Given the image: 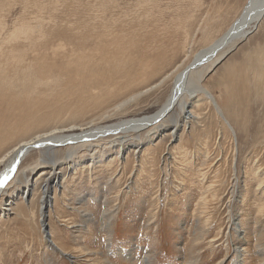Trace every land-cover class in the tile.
I'll return each instance as SVG.
<instances>
[{
  "label": "rangeland",
  "instance_id": "1",
  "mask_svg": "<svg viewBox=\"0 0 264 264\" xmlns=\"http://www.w3.org/2000/svg\"><path fill=\"white\" fill-rule=\"evenodd\" d=\"M246 1L0 0L2 75L7 84L4 97L8 100H0L2 120L13 119L22 113L25 115L26 111H36L39 117L46 119L47 113L35 110L31 103L33 100L51 102L49 99L57 95L59 89L49 83L60 85L61 79L89 77L92 86L97 84L95 76L112 65L104 64L106 52L99 53L96 49L100 32L108 35L103 38L105 48L109 47L111 40L119 43L115 50H122L116 53L122 55L120 61L126 69L134 59L145 60L153 66L143 75L138 74L139 82L133 88L138 89L153 85L166 72L182 70L198 51L230 27ZM109 34L115 38L111 39ZM54 42L57 45L63 43V47L60 49L62 53L59 50L52 56ZM83 47L85 49L81 50ZM14 48L18 50L12 52ZM226 51L227 54L221 55V60L218 59L206 73L201 86L213 96L231 129L209 103L203 102L197 109L198 119L190 128L180 130L173 142L169 136H164L156 146H147L138 156L142 163L136 162L135 156L127 152L124 160L118 159L114 163L111 172L95 169L93 174L98 179H92L90 183L85 176L75 179L74 183L73 178L62 177L59 182L64 180L65 184L71 185L72 191L74 189L73 195L69 192L70 196L67 194L62 199L64 203L73 206L70 198L81 199L78 202L82 204L75 201V207L88 211L90 215L89 221L59 202L46 212V222L54 226V241L71 257H60L42 249L39 244L43 239L37 233V223L26 231L10 215L7 219H0V231L3 232L0 233V264H143L145 256L150 264H214L224 256V264H231L237 257L230 244L242 243L230 225L235 214L242 221L243 246L247 250L240 255L245 258L243 264H264V17L245 39ZM52 62L59 69H55ZM66 62L70 64L65 65ZM87 62L93 65L89 67ZM72 64L77 65L78 70H73ZM41 66H44L43 70ZM129 71L134 73L137 70L129 68ZM55 77L59 80L56 81ZM172 77L126 103L127 106L100 124L157 111L170 92ZM62 100L67 102V98ZM113 100H106L105 104L111 105ZM18 101L19 108L14 105H18ZM26 119L27 126L17 129H39L37 124L44 122V119ZM48 120L44 125H52ZM7 125H10L9 120ZM169 125L168 121L164 124ZM27 138L28 134L22 137ZM38 158L39 153L34 150L22 161L14 179L5 188L8 194L20 186L17 181L23 177L29 176L32 180L39 176L42 166H36L32 175L26 170ZM52 161L63 163L56 156ZM121 168L118 182L115 181L117 178H112L108 182L110 187L105 188L110 173L117 169V174ZM132 169L136 171L135 176L132 181L127 180ZM256 174L260 176L261 188L255 183ZM201 196L207 201L206 207L200 208ZM59 198L56 201H61ZM18 199L19 196L15 198L16 202ZM259 205L262 216L258 213ZM55 213L60 216V223L54 218ZM36 216L39 215L36 213ZM203 219L208 220V224L203 226Z\"/></svg>",
  "mask_w": 264,
  "mask_h": 264
},
{
  "label": "bare ground",
  "instance_id": "2",
  "mask_svg": "<svg viewBox=\"0 0 264 264\" xmlns=\"http://www.w3.org/2000/svg\"><path fill=\"white\" fill-rule=\"evenodd\" d=\"M263 17H264V0H247L244 7H243L242 12L233 21V23L230 25V27L226 31H224L220 36H218L216 39H214L208 46H206L205 48L198 51L193 56L191 61L182 70H180V71L178 70L177 73H176L177 69H173L169 72H166L165 74L161 75L160 78L158 77L159 79L158 80L156 79L157 82L154 83L153 85H148V86L144 85L138 89H133V88L137 87L136 84L139 82L137 76L143 75V72L145 70H148V69L152 68L153 66L150 65V63L144 62L145 60L142 62L141 61L142 59L140 61H137L134 59V61H131L130 63H128V68L126 69L124 67V65H122V61H120L121 60L120 58L122 57V55L116 53V51L122 52V50H118V49L115 50V47L117 45L119 46V43H117L116 40H113L114 42L111 40L108 43L109 47L105 48L106 43H104L103 38H105L108 35H104V33H101V32L98 33L99 35H97V38H96L97 39L96 40L97 41L96 49L99 53H103L105 51L106 55H103L104 59L102 62H104V64L105 63H112V65L109 69H105L104 72L95 76V78H96L95 80H96L97 84H93L94 86H92L91 85V78H89V77H83L79 80L78 79L77 80L76 79L71 80L73 77L70 79H67V80L66 79L65 80H62V79L59 80L58 78L55 77L57 79L56 81L59 80L61 83H59L60 85H58V84L55 85L53 82L51 84L49 83V85H51V87L59 89V93L58 94L56 93L57 95H55L52 99H49L51 102H48V100L43 99L44 101L33 100V102L31 103L32 107H34L35 110H42V111H45L47 113V116H45L46 119L39 117L35 113L36 111H33V112H27L26 111L25 115H23V113H22L21 115L18 114V116L17 117L15 116L13 119H8L10 121V125H7L8 120L3 121L2 120L3 116L0 115L1 116L0 128H2V129H0V170L2 169L0 171V199L2 201V204L0 206V219L1 218L7 219L10 215H12V219H14V222L16 224L19 223V224L23 225V227L26 231L28 229H30L31 226L36 222L37 223V226H36L37 233H39L41 235V238L43 239L41 241V243L39 242L40 243L39 245L41 246V248L45 249V250H49L51 253L57 254L60 257H63V256L66 257V255L71 257L69 254H67L66 251H64V249L61 246L58 245V243H56L54 241V239H53L54 238L53 237L54 226L52 227L49 225V222H46L47 221L46 220V212H50L51 206H52V208H54L56 206V203L59 202V203L65 205L66 207H69V209L72 213H74V212L79 213L82 216V218L85 217L86 219H89L90 215H89L88 211L75 207L74 202L77 201V204H82V203L78 202L81 199L70 198L69 201L73 200V202H72L73 206H71V204H68V206H67V204L64 203L65 201H63L62 199L65 198L69 192H71V194H72V192H74V189L72 191L71 185L65 184V181L63 180L64 178L62 179L63 180L62 182H59V180L62 177L73 178L72 183H74L75 179L80 180L81 178H83V176H85L86 178H88V180H87L88 183H90V181L92 179L93 180L98 179V177H95L93 174V173H96V172H94L95 169H98V170L103 169V171H106L108 173L112 169L114 163L118 159L124 160V158H126V157H124V155L127 152L129 154L131 153L135 156L136 162L141 161L139 163H142V160H140V157H138V156L140 153H142L144 151V149H147V146H152V145H153V147L156 146V144L159 143L160 140L164 136H169L171 142H173L176 140V136L180 130L184 131V130L190 128V125L198 119L199 114L197 113V109H198V107H200L202 105L203 102L209 103L208 105H211L213 107V109L216 111L218 117L222 120V122L227 127L230 128V124L225 119L222 110L219 108L215 99L207 91V89H205L204 87L201 86V81H202L203 77L206 75V73L209 71V69L211 67H213L212 65L218 59L221 58L220 56L221 55L224 56L228 52V51H226L227 48H229V47H231V45L233 46L237 42H240L243 39H245L252 32V30L255 28V26L263 19ZM246 34H248V35L244 37V35H246ZM87 36H85V38H87ZM109 36L111 37V39L115 38L114 35L109 34ZM37 38L39 39V37H37ZM37 38H36V40H37ZM42 38H40V41ZM94 38H92V39H94ZM37 42H38V40H37ZM61 42L58 45H57V42H54V43H56V46L53 49H51V53H53L52 56H55L54 54L57 51L58 52L61 51V53H62V50H60V49H62L63 43H61ZM92 46H93V44L91 45V47ZM102 46H104V47H102ZM28 47H29V45H28ZM65 49L66 48H64L63 51ZM84 49L85 48L83 47V49H81V50H84ZM8 50H10V49H8ZM14 50L17 51L18 48H17V50L15 48L12 49V52ZM70 50H71V48H70ZM31 52H34V51H29V53H31ZM66 52H64V53L66 54ZM2 53H3V48L0 49V66H1V68H0V100H6L8 102V100L5 99V97H4V92L7 91L5 85H7V84H5L6 82H4L3 75H2V72L4 69V67L2 66L3 65ZM9 53L10 52H8V54ZM43 53H45V50L43 51ZM79 53H81V52H79ZM82 53H84V51H82ZM69 54L72 56L71 53H69ZM88 54L91 55L90 53H88ZM114 54H117V55H114ZM41 55H40V57H41ZM44 55H42V56H44ZM78 55H77V57H78ZM215 55H216V58L213 59V57ZM23 56H24V54H23ZM38 56H39V52H38V55L36 57H38ZM65 56L67 57V55H65ZM71 56H69V57H71ZM79 57H80V55H79ZM82 57H81V59H83ZM86 57H87V55H86ZM124 57L126 58V56H124ZM84 58H85V56H84ZM5 59H7V57H5ZM42 59H43V57H42ZM47 59H49L48 56H47ZM63 59L65 60V57ZM9 60H8V62H9ZM12 60H14V59L12 58ZM54 60H56V59H54ZM59 60H61V59H59ZM71 60H73V59H71ZM49 61H48V64H49ZM89 62H91L90 58H89ZM9 63H11V62H9ZM13 63H14V61H13ZM13 63H11V64H13ZM62 63H64V62H62ZM77 63L80 64L79 62H76V64ZM81 63H83V62H81ZM69 64H70V62L65 63V65H69ZM88 64H86V65H88ZM94 64H95V61H94ZM51 65L53 66L54 63ZM90 65H93V64H89L88 66L91 67ZM52 66H50V67H52ZM72 66H73V64L71 65V67ZM77 67H78L77 65H74L72 68H73V70H75V68L77 69ZM42 68H44V66H41V69ZM45 68H47V66ZM56 68L59 69V67L55 66V69ZM82 68H84V67H82ZM129 68L130 69L135 68L137 71H135L134 73H130ZM62 70H63V67H62L61 71ZM86 70L88 72V68ZM67 72H69V70ZM71 72H72V70H71ZM75 73L77 74L76 71H75ZM63 76H64V74H63ZM148 76H150V75H148ZM170 76H173L172 82H171L170 92H169L166 100L164 101V103L160 106V108H158L157 111H155L151 114H148V115L129 117V118H123V119L120 118L117 121L110 123V124H107V125L100 124V123H104L103 121L110 119L112 114L116 113L118 110H122V108H124L125 105L127 106L126 103H128V102L132 101L133 99H135L136 97L142 95L147 90H150V88L156 87L159 84L163 83ZM77 77H79V76H77ZM90 77H92V76H90ZM154 80L152 82H154ZM37 81H39V80L37 79ZM47 82H48V80H47ZM41 83H43V82H41ZM56 83H58V82H56ZM93 83H95V82H93ZM148 83L150 84L151 82H148ZM138 86H139V84H138ZM132 89H133V91L130 92V90H132ZM9 90L10 89H8V91ZM37 92H38V90H37ZM49 92H51V91H49ZM127 94H129V95L126 97L123 96V95H127ZM48 96H50V95H48ZM120 96H122V97L117 99V97H120ZM37 97H39V96H37ZM51 97H52V93H51ZM66 98H67V102H66V100H64V102H61V101H63L62 99H66ZM111 99H114L113 100L114 102L112 104L110 103L111 105L105 104L106 100L110 101ZM9 104L6 103V105H9ZM14 105H16L19 108V106H21L20 101H18V105L15 103H14ZM11 107H10V109H11ZM113 116H115V115H113ZM26 118H31V119L33 118L35 120L44 119V122L37 124V125H39V129H31V127H30V129H21V128L17 129L21 126H27L25 124L26 123L25 120H27ZM48 118H49L48 121L52 125H49V124L44 125V123L47 122L46 120ZM166 121L169 122V124H170L169 127L164 126ZM41 124H43V125H41ZM54 125H56V126L59 125L60 127H55ZM35 126H36V123H35ZM47 127H49V128H47ZM24 134H28L29 138H27V140L22 139ZM141 134L143 136L140 137ZM106 137H108V138H106ZM154 141H155V143H153ZM34 150L38 151L39 158L33 164H31L26 170H28L31 175L34 172L36 166H42L43 170L40 171L39 176L35 179L31 180L28 176V177H23L22 179L24 181L21 183H20V181L22 179L18 180L17 183H19L20 186L18 188H15L14 191H12V193L8 194L5 191L7 184H9L12 179H14V176H15V173L18 169V166L29 155V153L34 151ZM54 156H56L58 159L62 160L63 163H60V161L58 162L59 164L53 162L52 160H53ZM167 157L169 158V155ZM141 159H142V157H141ZM186 162H187V160H186ZM47 164H49L50 166ZM122 169L123 168H121L120 172L118 171L117 174H116L117 169H116V171L113 170V173H110L111 175L109 177H107L108 179H107L106 184L108 185V182L112 178H117V175L121 176L122 175ZM135 170H137V169H135ZM135 172L136 171H134L132 169L131 173L128 177L129 179H127V180H130L131 178H133V176H135L134 175ZM76 176H77V178H75ZM93 176H94V178H93ZM256 176H257L256 178L254 176V180H255V183L257 184V188H261L260 176H259V174H256ZM118 180H119V177L115 181L118 182ZM131 181H132V179H131ZM262 184H264V183H262ZM262 190L263 189H261V192H263ZM51 194L53 195V198L51 197ZM17 196H19L20 199H18V201L16 202L15 198ZM23 197H26V198L22 199ZM58 197H61V198H59V199H61V201H58V200L56 201V199ZM201 199H203L202 196H201ZM52 202H53V204H52ZM206 202L207 201L204 199L201 202H199L200 208L206 207V205H207ZM199 203H198V205H199ZM260 205H262V204H260ZM260 205H259L260 210L258 213L260 214V216H262V210H261ZM37 206H38V209H36ZM105 206H106V204H105ZM200 208L198 207V209H200ZM201 212L204 213L205 211L204 212L201 211ZM36 213L39 216H36ZM199 214H201V213H199ZM55 215H56V213H55ZM56 216L54 218L56 219V221L58 223H60V220H61V219H59L60 216H57V217ZM238 216L239 215H236V214L233 216V219H232V222L230 225L233 226V228H235V230H236L235 234L239 238V241H242V243L241 242H237V243L235 242L236 243L235 245L230 244L231 247L233 248V254L235 253V255L237 257V258H233L231 264H243L244 259H245L243 257L240 258V255H242V253L246 250V247L243 246L245 243L244 236H243L244 234L243 235L241 234L243 231L242 230L243 227L241 225L242 221L240 222V220H238ZM40 217H41V219H40ZM77 217H78V215H77ZM200 218H199V220H201ZM262 218H264V216ZM89 221H90V219H89ZM198 222H201V221H198ZM205 223L208 224V220H206V221L204 220L203 226L205 225ZM0 225H2V223H0ZM73 225H72V227H74ZM75 225H77V224H75ZM196 225L198 226V224H196ZM203 226H200L201 227L200 229H202ZM69 227H70V225H69ZM203 229H205V228H203ZM75 230H77V228ZM1 232H2V229H1L0 233ZM201 237H203V236H201ZM9 239H11V238H9ZM1 241H2V237L0 236V242ZM0 247H1V244H0ZM88 257H90V256H88ZM224 257L214 264H224ZM148 263L150 264V262L147 261V258L145 256L143 264H148Z\"/></svg>",
  "mask_w": 264,
  "mask_h": 264
},
{
  "label": "crops",
  "instance_id": "3",
  "mask_svg": "<svg viewBox=\"0 0 264 264\" xmlns=\"http://www.w3.org/2000/svg\"><path fill=\"white\" fill-rule=\"evenodd\" d=\"M106 183H107V181H105ZM105 183V184H106ZM104 185V184H103ZM105 186V188H107V184L106 185H104ZM91 198V197H90ZM92 199V198H91ZM104 204H106L105 202H104ZM105 210V209H104ZM105 214V213H104ZM110 239V238H109Z\"/></svg>",
  "mask_w": 264,
  "mask_h": 264
},
{
  "label": "water",
  "instance_id": "4",
  "mask_svg": "<svg viewBox=\"0 0 264 264\" xmlns=\"http://www.w3.org/2000/svg\"><path fill=\"white\" fill-rule=\"evenodd\" d=\"M247 35H248V34L244 35V37L247 36ZM226 54H227V53H226ZM226 54H225V55H226ZM225 55H224V56H225ZM224 56H223V57H224ZM220 60H221V59H220ZM204 77H205V76H204ZM204 77H203V79H204ZM203 79H202V80H203Z\"/></svg>",
  "mask_w": 264,
  "mask_h": 264
}]
</instances>
